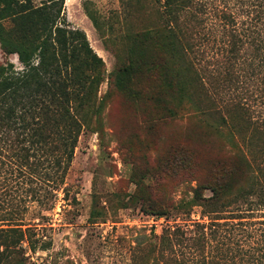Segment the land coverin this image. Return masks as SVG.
<instances>
[{
    "label": "trees",
    "instance_id": "1",
    "mask_svg": "<svg viewBox=\"0 0 264 264\" xmlns=\"http://www.w3.org/2000/svg\"><path fill=\"white\" fill-rule=\"evenodd\" d=\"M158 1L164 25L127 37L110 85L162 118L190 109L223 153L173 207H199L205 222L188 236L162 232L150 245L168 252L164 264H264V0ZM64 5L0 0V50L22 66L0 64V264L31 232L22 224L29 206L52 209L79 137L99 131L106 106L108 95H98L104 62L70 28ZM185 164L192 173L191 159Z\"/></svg>",
    "mask_w": 264,
    "mask_h": 264
},
{
    "label": "rangeland",
    "instance_id": "2",
    "mask_svg": "<svg viewBox=\"0 0 264 264\" xmlns=\"http://www.w3.org/2000/svg\"><path fill=\"white\" fill-rule=\"evenodd\" d=\"M64 4L70 28L83 31L104 62L98 95H108L106 106L99 131H86L78 139L64 191H56L50 210L29 206L22 224L31 232L2 264H164L168 252L160 254L148 239L154 243L173 228L188 236L195 223L205 222L199 207H173L191 197L188 186L204 180L210 161L223 153L222 144L190 109L177 119L162 118L154 105L134 103L110 85L108 77L126 60L127 37L164 25L158 0ZM6 62L22 68L16 55L0 50V64ZM141 86L155 89L156 82L142 79ZM185 159H191L190 174ZM159 210L162 216L156 215Z\"/></svg>",
    "mask_w": 264,
    "mask_h": 264
}]
</instances>
